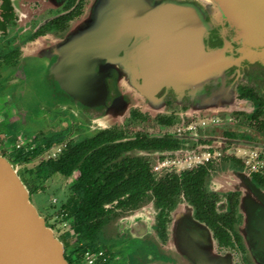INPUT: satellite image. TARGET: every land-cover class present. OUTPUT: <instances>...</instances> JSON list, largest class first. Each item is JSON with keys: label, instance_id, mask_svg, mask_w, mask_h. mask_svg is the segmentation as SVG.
I'll return each mask as SVG.
<instances>
[{"label": "flooded vegetation", "instance_id": "1", "mask_svg": "<svg viewBox=\"0 0 264 264\" xmlns=\"http://www.w3.org/2000/svg\"><path fill=\"white\" fill-rule=\"evenodd\" d=\"M86 4L65 0L50 8L40 2L0 0V100L17 84L15 68L25 50L44 37H62ZM216 31L208 39L210 48L221 46L212 41ZM224 76L222 93L219 83L182 92L163 88L152 102L139 99L110 123L90 111L78 115L60 108L19 115L14 104L0 105V130H5L0 135L12 140L15 150H24V158L11 163L21 180L30 184V170L59 162L69 148L75 158L82 156L69 175L66 166L52 167V176L60 175L64 185L63 196H51L60 204L61 221L67 219L63 210L68 206L73 211L80 203L103 205L98 226H92V218L89 222L98 231L91 243L95 251H85L82 264L87 255L99 257L101 264L176 263L165 248L172 240L173 213L182 206L208 231L216 253L231 264H252L237 230L243 220L242 192L219 184L241 173L264 192V68L243 63ZM47 118L46 126L29 130ZM63 131H68L66 138L47 144L49 136ZM55 146H62L55 160H38ZM46 180L40 193L46 191ZM39 189L30 190V197ZM43 217L54 230L49 215ZM70 219L72 231L62 236L66 253L69 246L88 245L79 241L84 226L74 216Z\"/></svg>", "mask_w": 264, "mask_h": 264}, {"label": "water", "instance_id": "2", "mask_svg": "<svg viewBox=\"0 0 264 264\" xmlns=\"http://www.w3.org/2000/svg\"><path fill=\"white\" fill-rule=\"evenodd\" d=\"M26 1L56 8L65 0ZM215 30L212 41L221 46L210 48ZM29 61L44 72V84L51 79L53 104L45 108H69L78 115L94 110L110 123L139 99L152 102L163 88L182 92L219 83L222 93L232 66L264 68V0H87L62 37H44L25 50L15 90L1 101L19 112L30 97L38 98L37 77L30 81L21 73ZM219 185L242 192L237 230L251 263L264 264V192L241 173ZM170 229L165 249L174 264H231L215 252L208 231L186 207L173 213ZM0 264H69L17 169L1 154Z\"/></svg>", "mask_w": 264, "mask_h": 264}, {"label": "rangeland", "instance_id": "3", "mask_svg": "<svg viewBox=\"0 0 264 264\" xmlns=\"http://www.w3.org/2000/svg\"><path fill=\"white\" fill-rule=\"evenodd\" d=\"M27 67H25L24 69H21V73L22 76H29V80L31 81L33 79V76H36L38 81L33 79L34 82H37L38 88L36 90L37 93V97L41 100L38 104V98L37 99H32L31 97L29 98V101L25 102L24 106L21 107V112L18 111V109H15L17 112H19V115L25 114V113H31V112H35V111H41V110H50L44 107V105L47 103L48 105H52L53 102H51L52 99V88L50 86L49 81H51L50 78H48V80H46L45 84H44V72H40V68L38 70V72L35 71V65L34 62L29 61L26 63ZM15 72L17 74L16 68H15ZM18 76V75H17ZM26 81V79L24 80V82ZM46 85V87H45ZM48 85V86H47ZM15 89L13 88V90L11 91V93L14 91ZM10 93V94H11ZM54 94V93H53ZM38 104V108L34 107V105ZM40 106L44 107L41 108ZM16 107V106H15ZM91 113L93 114H97V111L94 110H90ZM90 113V114H91ZM29 117V116H28ZM53 119V118H52ZM48 122H50V120L47 118L45 120H42L39 124H33L30 126L29 130H32L33 127H38V126H46L48 124ZM5 130L2 129L0 130V133L4 132ZM29 132V131H28ZM30 134V133H28ZM68 136V131H63L61 133L58 134H53L52 136H49L48 139H46L48 142V145H52L55 144L57 142H59L60 140L66 138ZM12 140L7 139V136L4 137V135H0V154L2 156H4L5 158H7L11 163L13 161H21L22 158V153L24 150H15L13 148V144L11 143ZM38 146V150H40V146L41 145H37ZM46 185V191L45 193H40L42 191H40V189L38 190L36 195H32L30 197L31 202L34 204V206L37 208V211L39 212L40 215L45 216V215H49L50 217V224L55 226L54 234L55 236L59 239V241L64 245L63 241H62V236L67 233L72 231V227H73V223L72 220L69 218H67L66 220H60V215H59V206L60 204L57 202V198L51 197V196H55L60 198V196H63L60 193V185H64V180L62 181V178H60V175H55L52 176L50 179L46 180L45 182ZM56 224V225H55ZM70 240H67L65 243H69Z\"/></svg>", "mask_w": 264, "mask_h": 264}, {"label": "trees", "instance_id": "4", "mask_svg": "<svg viewBox=\"0 0 264 264\" xmlns=\"http://www.w3.org/2000/svg\"><path fill=\"white\" fill-rule=\"evenodd\" d=\"M39 152V151H38ZM84 157V156H83ZM24 158V157H22ZM82 159V156H79L75 158L73 156V153L71 149H67L65 152V155L61 158L59 162H48V163H41L40 165H37L33 170H30L28 173L31 174L30 177V184L26 180H22L25 186L27 187L29 193L31 191H37L39 189V186L43 179H47L49 176H52L56 169H52V167H60V166H66L65 168V174L69 175L72 171V165L76 162H79ZM84 163H89V158L87 157L83 158ZM28 160V159H27ZM27 172V171H26ZM29 185L32 187L30 189ZM31 190V191H30ZM101 203H80L77 206V209H70L68 206V209L65 208L63 211L67 214V216H64L63 218H69L74 216V219L76 222L80 225L84 226V229L82 233L79 236L80 242H87L88 245H84L82 247L78 245H72L68 248V253L65 252V258L68 261L69 264H82L84 261V253L85 251H95L91 246L92 240L97 236V229H92L89 225L90 220H92V226L96 227L98 226L96 222V217L103 211ZM92 218V219H91ZM86 225L88 227H86ZM68 238L70 237L67 235Z\"/></svg>", "mask_w": 264, "mask_h": 264}, {"label": "built area", "instance_id": "5", "mask_svg": "<svg viewBox=\"0 0 264 264\" xmlns=\"http://www.w3.org/2000/svg\"><path fill=\"white\" fill-rule=\"evenodd\" d=\"M62 146H55L52 147L48 150H45V152L38 157V160H55L58 155H60ZM99 257H91L88 256L86 257V264H101L100 262L97 261Z\"/></svg>", "mask_w": 264, "mask_h": 264}, {"label": "crops", "instance_id": "6", "mask_svg": "<svg viewBox=\"0 0 264 264\" xmlns=\"http://www.w3.org/2000/svg\"><path fill=\"white\" fill-rule=\"evenodd\" d=\"M2 100H3V98L0 100V105H3L2 102H1Z\"/></svg>", "mask_w": 264, "mask_h": 264}]
</instances>
